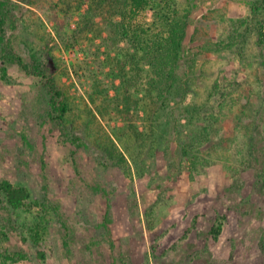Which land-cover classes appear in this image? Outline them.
<instances>
[{"label":"rangeland","instance_id":"1","mask_svg":"<svg viewBox=\"0 0 264 264\" xmlns=\"http://www.w3.org/2000/svg\"><path fill=\"white\" fill-rule=\"evenodd\" d=\"M3 1L0 179L56 211L48 205L37 247L29 233L43 207L0 210V264H264V49L255 37L264 0H177L189 10L187 35L164 99L122 67L99 17L73 32L86 0ZM9 47L30 69L45 63L65 90L64 133L48 120L38 78L9 63ZM75 135L80 147L64 141ZM108 138L123 165L98 145ZM17 251L28 256L13 262Z\"/></svg>","mask_w":264,"mask_h":264},{"label":"trees","instance_id":"2","mask_svg":"<svg viewBox=\"0 0 264 264\" xmlns=\"http://www.w3.org/2000/svg\"><path fill=\"white\" fill-rule=\"evenodd\" d=\"M79 0L78 2H83ZM87 7L74 33L89 31L94 25L95 17L101 19L105 40L120 49L122 55V67L130 65L135 74L142 77L149 95H155L158 99L167 98L176 81V68L180 58L182 43L187 35L189 10L181 6L177 0H86ZM151 11L150 19L146 12ZM6 5L0 0V31L7 18ZM256 42L264 49V20L255 26ZM120 43L125 46L119 47ZM9 63L16 64L26 74L38 78L48 100L46 115L53 129L64 133V122L69 113V103L65 90L59 86L51 76L45 63L36 62L30 67L23 59L9 47ZM7 58V59H8ZM146 67V68H144ZM1 76L10 79L5 65L0 66ZM144 74V75H143ZM75 135L65 142L80 147ZM75 141V143H73ZM105 154L118 166L126 163V157L115 143L108 138L106 142H98ZM189 148L183 146L184 153H189ZM46 191V188H43ZM45 196V195H44ZM31 192L24 185L14 184L7 179H0V210L5 212L18 209L29 210L38 205L43 207L41 220L32 224L29 239L32 244L39 247L48 205L56 211L55 206L46 197L43 200L30 201ZM45 209V210H44ZM7 218V217H6ZM10 220V215H9ZM9 228L12 222L9 221ZM7 231V230H6ZM6 231L0 230L4 237ZM221 231V222L211 228L213 238ZM1 240V238H0ZM37 256L44 258V252L37 250ZM16 257L9 255L13 262L25 259L26 252L17 251Z\"/></svg>","mask_w":264,"mask_h":264}]
</instances>
